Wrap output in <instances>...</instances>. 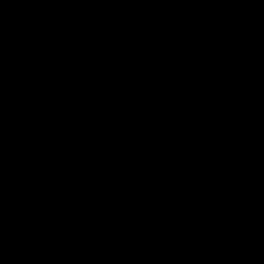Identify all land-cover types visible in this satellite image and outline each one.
Instances as JSON below:
<instances>
[{"label":"water","instance_id":"95a60500","mask_svg":"<svg viewBox=\"0 0 264 264\" xmlns=\"http://www.w3.org/2000/svg\"><path fill=\"white\" fill-rule=\"evenodd\" d=\"M92 91L85 124L1 163L0 264L48 254L70 213L155 226L185 264H264V69L218 109L194 107L191 130L151 162L148 121L104 114Z\"/></svg>","mask_w":264,"mask_h":264},{"label":"trees","instance_id":"16d2710c","mask_svg":"<svg viewBox=\"0 0 264 264\" xmlns=\"http://www.w3.org/2000/svg\"><path fill=\"white\" fill-rule=\"evenodd\" d=\"M154 9L152 0H135L134 3L130 0H96L86 7L89 27L78 35L76 43L70 47L69 51L71 84L79 92L76 105L68 107L69 98L66 99L65 95L53 93L29 101L21 113L11 118L7 145L0 153V165L12 154L29 149L39 143L37 142L31 147H22L27 144V137L35 128L38 129V132L40 131V136L43 132L41 130L43 123H48L53 128L60 130L68 119L81 112L88 89V77L86 76L89 74L90 66L97 65L95 69L97 68L99 71L98 76L111 72L110 70L117 73L124 65L127 66L131 82L135 86V92L141 98L147 99V104L151 106L152 112L146 118L148 123L150 124L152 119L161 114L182 84L180 75L175 74L172 78H166L145 89L140 88L141 84L134 75V51L139 48L140 32L153 14ZM212 18H202L198 21L191 34V51L188 57H185L186 66L183 79L189 95L186 106L191 114L194 107L207 113L219 108L226 73L238 43L253 44L259 51L258 58L254 67L233 85L226 100H223V104L233 98L244 85L257 79L264 69L263 0H232L231 7L224 17ZM256 24L260 26L258 32L249 29ZM200 34H207L211 41L226 42L227 45V55L222 62L223 70L221 68V71H217L216 78L212 81V87L204 90H200V86L203 85L199 77L203 72H207L202 67L207 53L204 55L206 51L199 40ZM81 94L82 98L80 99L79 95ZM82 124L79 123L75 127ZM64 131L66 130L57 134L51 132L48 134L57 136ZM71 217L84 221L96 218L102 222V226H107V228L93 233L86 227L88 231L83 234L79 231L65 234L67 221ZM147 227L152 233L151 237L154 238L146 237L141 242L136 234L137 231L134 232L136 228L118 231L109 220L102 216L85 218L77 213H70L59 226L52 247L45 255H48L50 260L56 264H96L100 259H105L103 258L105 248L113 247L119 251V258L105 259L107 264H148L157 247H163V243H173L177 252H180L175 242L155 226L148 225ZM89 237L96 238L97 241L91 250L87 251L90 248L87 240ZM179 257H181L179 264H185L181 252Z\"/></svg>","mask_w":264,"mask_h":264},{"label":"crops","instance_id":"0c3cea01","mask_svg":"<svg viewBox=\"0 0 264 264\" xmlns=\"http://www.w3.org/2000/svg\"><path fill=\"white\" fill-rule=\"evenodd\" d=\"M94 1L0 0V153L7 145L11 118L21 113L29 101L51 93L65 95L63 88L72 87L70 47L89 25L86 7ZM152 1L154 12L142 28L139 48L134 51V75L141 89L176 73L179 63L171 57L179 52L184 59L188 56L191 34L198 21L224 17L232 4V0ZM65 53L68 62L63 60ZM258 53L251 43L237 44L220 98H225L233 84L254 67ZM30 73L36 75V83L29 80ZM182 91H179L181 98L188 101L189 95ZM85 103L87 107L89 100Z\"/></svg>","mask_w":264,"mask_h":264},{"label":"rangeland","instance_id":"374dc122","mask_svg":"<svg viewBox=\"0 0 264 264\" xmlns=\"http://www.w3.org/2000/svg\"><path fill=\"white\" fill-rule=\"evenodd\" d=\"M130 1L132 3L135 2V0H130ZM88 27L89 25L85 29H88ZM199 40L205 47L204 49L206 52H204V55L207 53V55H205L204 63L202 64V67L205 68L204 71L207 70V72H203V74H201L199 77V80L201 81V84L203 85V86H200L201 87L200 90H204V89L209 88L212 85V81L216 78L217 71L218 70L221 71V68L223 66L222 62L226 58V55H227V45H226V42L219 43V42L211 41L208 38L207 34L206 35L200 34ZM62 56H63L64 62H68V59L66 58V53ZM186 61H187V58H186ZM183 62H184V65H183V73H184V67L186 66L185 59ZM96 66L97 65L90 66V69L88 71L89 74H87L86 76L88 77L87 87L89 89V87L92 86L93 95L97 98L99 104L104 107L106 112H109L110 115H116L126 109L135 108L138 112L142 114L144 113L145 118L150 116V112H152L151 106L147 104V99L141 98L135 92V86L133 82H131L132 79H131L127 66L124 65V67H122V69L119 70L117 73H113V71L110 70L111 72H106V74H103L101 76H98L99 71L97 68L95 69ZM88 89L86 91L87 93H88ZM182 90H183L182 93H186L188 95V91L185 88L184 82H183ZM230 90L226 93L225 98H222V101H221L222 104L226 100ZM63 92L69 98L68 106L76 105V103L72 101L73 95H72L71 86L66 85L63 88ZM211 92L213 93V91ZM222 92H223V89H222ZM79 96L81 99L82 94ZM85 97L86 99H88L87 94L85 95ZM85 102H87V100ZM85 102H84L83 108L81 109V112H78L73 117L68 119L64 123L63 127H61L60 130L53 128L48 123H43L41 126V130H43V132L45 133L51 132L53 134H57L63 130L73 129L79 123L85 124L87 122V112H86ZM39 132L37 128L32 130L30 135L27 137V144L23 145L22 147H31L32 145L39 142L40 140ZM101 223L102 222L96 218L91 221H84V220H79L76 217H71L67 221L64 232L65 234L66 233L72 234V233H76L79 231V233L83 234L86 231L90 230L91 232L96 233V232H99L100 229L105 230L107 228V226H102ZM147 226L148 225L139 226L134 231V232L137 231L136 234L138 235L139 240L141 242H143L146 239V237H151L152 233L147 229L148 228ZM86 227L88 230H86ZM151 238H154V237H151ZM87 240L90 246V248L87 251H90L91 247L96 243L97 239L89 237ZM167 243H163L164 244L163 247H159V246L157 247L155 253L153 254L148 264H179L180 263V259H181V257H179L180 252H177L178 250L175 247V245H173V243L171 242H167ZM69 261L71 263L70 259ZM30 263L31 264H56L53 260H50L48 255L39 256L35 260L31 261ZM96 264H107V263L105 259H100L98 263Z\"/></svg>","mask_w":264,"mask_h":264},{"label":"built area","instance_id":"2783aa9c","mask_svg":"<svg viewBox=\"0 0 264 264\" xmlns=\"http://www.w3.org/2000/svg\"><path fill=\"white\" fill-rule=\"evenodd\" d=\"M173 61L178 60L179 70L176 73L168 74L167 78H172L175 74L180 75L182 84L170 100L169 104L164 108L161 114L152 119L150 122L148 145L146 149V160L151 162L156 158L160 157L165 151H167L174 141L189 127L190 124V112L187 106L178 99L181 96L179 93L183 88V61L184 58L179 52L178 55L171 57ZM64 77H67L64 75ZM29 80L32 83L37 82V77L34 73L28 75ZM72 88V101L78 100V89ZM143 226V225H142ZM4 264H18L17 259L12 258L4 262Z\"/></svg>","mask_w":264,"mask_h":264},{"label":"flooded vegetation","instance_id":"af4514ba","mask_svg":"<svg viewBox=\"0 0 264 264\" xmlns=\"http://www.w3.org/2000/svg\"><path fill=\"white\" fill-rule=\"evenodd\" d=\"M133 109H134L133 111H136L140 116H142L144 119H146L145 116H144V113L142 114V113L138 112L135 108H133ZM126 110H129V109H126ZM194 122H195L194 115L191 114L190 115V124H189V127L182 133V135L185 134V133H187V132H189L191 130Z\"/></svg>","mask_w":264,"mask_h":264},{"label":"clouds","instance_id":"9594fccd","mask_svg":"<svg viewBox=\"0 0 264 264\" xmlns=\"http://www.w3.org/2000/svg\"><path fill=\"white\" fill-rule=\"evenodd\" d=\"M172 11H178V12H191V11H193V10H191V9H172ZM206 18H208V19H213L212 17H206ZM249 29L252 30V31H256V32H258V31L260 30V26H259V24H256V25L252 26V27L249 28Z\"/></svg>","mask_w":264,"mask_h":264},{"label":"bare ground","instance_id":"6f19581e","mask_svg":"<svg viewBox=\"0 0 264 264\" xmlns=\"http://www.w3.org/2000/svg\"><path fill=\"white\" fill-rule=\"evenodd\" d=\"M183 65H184V62L182 63ZM67 77H68V75H66ZM67 77H64V78H67ZM177 93H178V91H177ZM176 93V94H177ZM178 99H180L185 105H187V101L186 100H184V99H182L181 98V96H178ZM90 102V101H89ZM89 104V103H88ZM98 106H100V104L98 103ZM101 107V106H100ZM102 108V107H101ZM103 109V108H102ZM103 111H104V109H103ZM104 114H106V115H109L108 113H106L105 111H104ZM190 115H191V113H190ZM148 125V130L150 129V125H149V123L147 124ZM35 260V259H34Z\"/></svg>","mask_w":264,"mask_h":264}]
</instances>
